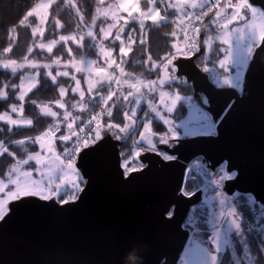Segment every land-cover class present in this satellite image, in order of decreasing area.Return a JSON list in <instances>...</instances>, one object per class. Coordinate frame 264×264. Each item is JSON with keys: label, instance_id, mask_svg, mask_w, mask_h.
<instances>
[{"label": "snow or ice", "instance_id": "snow-or-ice-1", "mask_svg": "<svg viewBox=\"0 0 264 264\" xmlns=\"http://www.w3.org/2000/svg\"><path fill=\"white\" fill-rule=\"evenodd\" d=\"M58 0H48L37 6L38 9L49 10L53 3ZM68 8H75L79 21L76 25L77 33L72 35H60L58 40L53 39L48 43L43 41L35 44L28 53L33 51H45L53 53L54 49L61 43H74L78 47L82 46L81 41L84 35L96 39V20L93 19L92 25H87L80 8L73 3V0H59ZM103 3V0H101ZM147 9L141 7V0H122L118 6L109 8L112 11V20L116 23L108 24L107 28L99 27V33L102 34L97 47L100 55L104 58V65L95 69L97 80L95 83L91 79L81 77L77 78L71 75V70L76 73L88 72L91 75V66L97 64V60H89V69H82L79 65L83 60L77 61L72 47L65 49V54L69 57L67 61H63L62 57L53 59L55 63L41 64L36 60L31 62L18 63L13 59L11 63L0 61V70H4L7 76L13 79H19L20 84H14L11 80H0V105H5L12 99L15 103L8 104L7 107L0 108V124L4 127L11 126L19 128L22 126H33V119H25L23 112L25 101L28 100L29 94L36 90L39 85L40 73L37 72L34 77H29L30 86L24 88L25 78L20 75L21 70L25 67L36 69H47L45 79L51 80L53 85H58L57 77L68 78L73 81L75 86L68 87L59 86L58 95L60 99L54 101L58 109H66L64 97L66 93H71L73 101L70 104L71 109H78L81 113L87 112L88 119L83 120L81 116H74L71 111L65 110L62 113L53 110L47 104H38L37 100L31 99L32 106L39 109L43 117H47L53 121L49 124L45 131L35 137L27 139H19L5 143L0 141V158L5 156L11 159L12 166L8 169L7 182L0 180V193L5 194L4 198H0V221H3L8 215L9 201L21 200L25 197H37L43 201L55 200L56 202L67 205L74 203L80 198L83 192L82 185L86 186V174L77 167V160L82 158L81 154L87 155V150L98 146L107 138H113L116 141H123L130 132H137L139 140L134 141L135 149L132 159H124L122 167L124 175H130L133 172L142 170L146 165L140 162L139 158L143 153H154L162 157L163 161H173L176 159L174 154L161 150L160 145L168 148H175L180 140L187 137L212 136L215 135L217 127L216 119L211 114V98L207 93H201L198 97L193 95H185L181 92V87H187L191 81L184 71V66L177 63L179 58L197 57L200 63L196 65L210 81L213 90H223L225 86L229 89L241 88L242 74L246 73L252 60L257 54V49L264 51V25L259 29L254 21L257 17L264 20V0H177L171 3L170 0H146ZM114 7H118L127 16L123 17L125 26L119 27L113 33V29L117 27V23L121 17L117 16L113 11ZM191 9V10H189ZM178 14V27L183 33V46L173 42L169 45V51L162 56L153 59L148 54L145 71L139 76L126 73L125 67L128 62L122 59L128 56L132 51V45L136 42L137 28L127 29V25L136 24L140 32L149 26H161L172 21L168 18V13ZM29 13H31L29 15ZM135 13V15L133 14ZM105 12V16H107ZM251 14L252 22H249L248 16ZM39 15L37 9H29L21 17L27 18V23L17 24L16 27H25L31 30L32 36L38 33L44 35L43 27H33L32 19ZM46 15H39V25H44ZM234 24L240 26H233ZM55 25L60 27V21L57 19ZM232 26V27H230ZM87 28L84 35L79 32ZM201 33L204 38L200 39ZM125 34L127 44L125 43ZM177 33L173 31L171 37L175 38ZM233 40L235 43H233ZM214 41H218V47H213ZM119 42V53L121 54L120 62L114 56V48L108 45H115ZM143 43V40L140 41ZM50 45V47H47ZM227 45V47H223ZM202 48L204 52L202 53ZM13 45L9 43L3 53H11ZM211 62L213 67H209ZM54 66L59 69L61 66L64 70H56L53 74ZM115 66V67H113ZM111 69V71H108ZM217 69L222 71H217ZM119 70V75H117ZM82 80L87 84V92L92 97V102L102 109V114L93 115L85 100V90L81 87ZM120 86L119 93L113 91L112 85ZM124 85H127L128 91L125 93ZM105 86L106 89H105ZM143 89V90H142ZM107 91V95L103 92ZM11 93V95H10ZM78 95V99L76 96ZM112 102V106L104 108ZM116 106L123 107L121 112V122L112 120ZM179 106H186L188 116L186 122L176 124L172 118L174 112ZM146 108V110H145ZM143 112V115L140 113ZM17 114H20L19 118ZM104 116L109 122H102ZM79 121V123H77ZM162 124L164 130L156 133L153 130V123ZM143 131H139V128ZM66 131L62 130L65 129ZM183 128V133L180 129ZM37 147V151L29 152L24 147V155L26 158H20L17 152L12 151L15 147L26 146L28 143ZM56 142H59L63 148L62 152H57ZM46 155L41 154V152ZM50 154V155H47ZM126 155V154H124ZM63 157V158H62ZM133 160L136 163L133 165ZM30 162H35L34 171L39 174V179L33 178V171L23 170L24 166H28ZM59 170V183L56 182V171ZM202 171V174L209 173L208 166L204 165L200 159L194 158L187 167V172ZM215 178L210 181L215 186V196L220 207V211H208L205 218L201 219L196 215L197 207L193 206L187 217L186 223L193 229L195 234L200 232L199 223L208 226V244L215 245V254L208 247H203L202 242L193 239L191 251L197 257L196 264H220L219 254L224 252L225 248H233L230 239L233 232L238 236L243 258H236L235 249L232 252L234 264H253L250 256L249 242L242 228L243 217L238 212L237 207L228 204L230 199L223 191L225 182L230 181L237 175L236 172H230L228 162L224 161L218 165H213ZM189 180L195 177L189 175ZM7 190V191H6ZM199 191V185H196L193 191L188 190L187 182H184L179 189L181 196L193 197ZM249 206L256 204L252 195L247 196ZM205 205L211 207L209 198H205L203 204L200 205L201 214ZM166 216L171 219L172 210H166ZM258 221L264 220V205H261ZM251 231V228H249ZM259 231L264 233V228ZM132 248H129L130 251ZM139 256V253H138ZM264 258V239L260 240L257 246V262ZM185 264H188L185 261Z\"/></svg>", "mask_w": 264, "mask_h": 264}, {"label": "water", "instance_id": "water-1", "mask_svg": "<svg viewBox=\"0 0 264 264\" xmlns=\"http://www.w3.org/2000/svg\"><path fill=\"white\" fill-rule=\"evenodd\" d=\"M200 55L177 63L194 91L210 96L216 134L181 139L175 148L160 145L176 156L170 162L143 153L137 159L146 166L130 175L123 174L124 141L107 138L87 150L77 160L87 184L76 202L9 201L10 211L0 221V264H131L130 255L139 258L137 264H196L184 223L205 192L189 198L179 189L187 164L197 157L210 172L227 161L237 175L224 191L252 195L264 205V51L257 49L235 90H213L196 67ZM166 210L173 211L171 219Z\"/></svg>", "mask_w": 264, "mask_h": 264}, {"label": "trees", "instance_id": "trees-1", "mask_svg": "<svg viewBox=\"0 0 264 264\" xmlns=\"http://www.w3.org/2000/svg\"><path fill=\"white\" fill-rule=\"evenodd\" d=\"M39 0H0V61H5L6 63H11L13 59H16L17 62L21 63L24 59L28 60H36L39 63H55L53 59L56 57H62L63 61H67L69 57L65 54V49L67 47H72L75 53V58L77 60L92 57L96 58L97 53L96 49L94 48V43L91 42L95 39L88 37L84 40L83 47H78L74 43L63 44L61 43L58 47L54 49V52L49 54L46 51H33L31 54L28 52L31 51L33 47L34 39L31 34V30L25 27H16L17 24H22L21 17L26 13L27 10L31 9ZM73 3L77 5L82 15L84 16V21L87 25H92V21L95 18V4L96 0H73ZM142 5L145 6V3L142 2ZM168 18L172 21L171 23H166L161 26H149L146 27L142 34V38L139 40L138 35L136 37L135 44L132 45V51L128 56H123L122 59L127 61L126 65H122L125 67L126 73H131L135 76H139L140 74L147 75L145 71L146 61L148 54H151L153 59H156L158 56H162L165 52L169 51V45L173 42L177 43L180 38L177 25L179 23L178 16L173 14L172 12L168 13ZM60 21V27L55 25L56 20ZM79 21V17L76 15L75 8H68L65 6L63 2L53 3L48 18L46 21V28L44 32V36H42V40L44 39L46 42L48 40L55 39L58 35H72L77 33L76 25ZM104 23V20L101 21ZM86 28H83L80 32L86 31ZM98 26L95 27V32H97ZM175 31L177 36L175 38L171 37V33ZM79 32V34H80ZM126 35V34H125ZM99 35H96L98 37ZM143 40V43L140 41ZM11 43L13 45V50L11 53H3V49L6 50V47ZM69 45V46H68ZM119 42L115 45H108V47L114 48V56L117 58L118 63L121 59V54L119 53ZM220 46L219 44H215V47ZM196 63L199 64L200 60H196ZM209 67H213L211 62L208 63ZM56 70H64L61 66L59 69H56L54 66L53 74H55ZM48 70L47 69H30L24 68L21 70L20 75L23 72H29L32 74H36L37 72L40 73L39 76V87L34 90L32 93L29 94L28 100H26L25 108L23 112V117L27 119H33L34 124L33 126H23L19 128H12L10 130V126L4 127L0 124V141H4L5 143L9 141L19 140V139H27L28 137H35L43 132L47 126L53 121L47 117H43L39 109L31 105L30 100L35 99L37 100L38 104H47L53 108V110L63 112L65 110L71 111L74 116L79 115L83 120L88 119V113L84 112L81 113L78 109H71L70 104L73 101V97L71 93H66V96L63 98L66 103V109H58L54 101L56 99H60L58 95V88L59 86L68 87L71 85L72 87L75 86L73 81H70L68 78L64 77H57L59 84L53 85L50 78L45 79V74ZM71 75H76L78 77H83V74L74 73L71 70ZM0 80H11L12 83L19 85V79H13L11 76H7L4 70H0ZM83 82V80H82ZM106 87V86H105ZM143 90V89H142ZM182 94L189 95V92L186 87H181ZM86 96L90 97L87 91H85ZM11 95V93H10ZM78 99V95L76 96ZM90 100V99H89ZM86 102L88 103L89 109L93 114H100L96 113L97 111V104L93 103L91 100ZM15 100L10 99L7 104L0 105V108L7 107L8 104L15 103ZM109 106H112L111 101L108 105H105V109ZM123 107L116 106L115 113L112 118L114 122H121V112L123 111ZM186 113L185 106H179L177 110L174 112L176 117H182ZM102 122H109L108 118L104 116ZM79 123V121H77ZM153 130L155 132H162L164 127L162 124L153 123L152 125ZM66 131L65 129H62ZM130 137L125 138L124 143L121 147L120 153L123 159L128 158L132 155V148L129 142ZM138 141V140H137ZM24 147L28 148L29 152L37 151V147L31 145L29 142L26 146L15 147L12 151L17 152L20 158H26L24 155ZM63 146L56 142V149L58 152H62ZM43 152V151H42ZM126 154V155H124ZM50 155V154H48ZM63 158V157H62ZM12 161L9 157L5 156L0 158V180L7 179L8 169L12 166ZM136 163V162H135ZM24 166V167H29ZM203 171V170H202ZM207 177L210 179L215 178V176L211 174H207ZM188 190L192 191L194 189V184L187 182ZM210 187L215 192V186L210 183ZM224 190V189H223ZM247 196L243 194L233 193L230 194L229 197L231 199V203L237 207L239 213H241L243 220H242V228L244 229L245 235L249 242V250L250 256L253 261V264L257 262V246L260 243L261 239H264V233L259 231L260 228H264V220L258 221L257 217L260 214L261 206L256 203L254 205L249 206L247 203ZM207 225L200 224L202 229H205ZM251 228V231H249ZM238 238V237H237ZM234 237V234L231 235L230 239L233 243V248H225L224 252L219 255L220 264H234V259L232 257V252L235 249L236 251V258H243V253L241 250V245L238 239ZM207 240V239H206ZM258 264H264V258H261L258 261Z\"/></svg>", "mask_w": 264, "mask_h": 264}, {"label": "rangeland", "instance_id": "rangeland-1", "mask_svg": "<svg viewBox=\"0 0 264 264\" xmlns=\"http://www.w3.org/2000/svg\"><path fill=\"white\" fill-rule=\"evenodd\" d=\"M46 2H48V0H39V1H38V2H37V3H36L31 9H33V12L36 11V9H37L39 15H46L47 18H48V14H49L50 9L47 10V12L45 13V10H43V9H38V8H37L38 5H40V4H42V3H46ZM121 2H122V0H103V3H101V0H96V4H95V20H96V25L98 26V30H97V32H96V35H99V36L96 37V39H95L94 41H92V40H91L92 37H90V40H91V42L94 43V48L96 49L97 57H96V58L86 57V58H82V59H79V60L76 59L77 61L83 60V63L79 65L82 69H89V65H88V61H89V60H93V59L97 60V64L91 66V75H90V76H89L88 72L77 73V74H83V77L88 78V79H91V80L93 81V83H95V81H96L97 78H98L97 75H96L95 69H96L97 67H100V66H105V67H107L106 65H104V58L100 55L99 48L97 47V45L99 44L100 40L102 39V34L99 33V27L107 28L108 24H110V23H116V22L113 21L112 18H111L113 12H112V11H109V8H110V7H113V6H118ZM142 2L145 3V6L142 5ZM170 2H171V3H176L177 0H170ZM141 7L144 8L145 10L147 9L148 5L146 4V0H141ZM189 10H191V9H189ZM113 11L116 12L117 16L121 17V19H119V21H118V23H117V27H116L115 29H113V33H115V32L118 30L119 27L125 26V23H124V19H123V17H126L127 14L124 13V12H122L118 7H114V8H113ZM105 12L108 13L107 16H105ZM30 14H31V13H29V15H30ZM133 14L135 15V13H133ZM39 15H37L36 17H34V18L32 19L33 27H37V26H39V27H43V28L45 29V28H46V21H47V18H46V20H45V24H44V25H39ZM176 15L178 16V14H176ZM102 20H104V23H101ZM248 20H249V22H252L251 14H249V16H248ZM25 23H27V18H26V17L22 20V24H25ZM92 23H93V21H92ZM254 23H255V25L257 26V29H259V27H260L261 25H264V20H261L259 17H257V18L255 19ZM233 26H240V25H236V24H234ZM126 27H127L128 30H131V28H134V27L137 28V34H136V37H137V35H138V39H139V40L142 38V34H141V32L139 31V29H138V25H136V24H129V25H127ZM230 27H232V26H230ZM86 29H87V28H86ZM93 30H94V32H95V28H94ZM86 31H87V30H86ZM86 31H84V32H83V31L80 32L79 35H84V33H85ZM43 36H44V35H43ZM59 36H60V35H58V37H56L55 39L58 40ZM87 38H88V36L84 35V39L81 41V45H82L81 47H83L84 40L87 39ZM33 39H34L33 47H34L35 44H38V43L41 42V41H43V42H45V43H48L49 41H51V40H48V41L46 42L44 39L42 40V36H40L39 33H38L35 37H33ZM52 40H53V39H52ZM125 43L127 44V38H126V35H125ZM233 43H235L234 40H233ZM215 44H219V42H218V41H214V43H213V47L215 46ZM68 46H69V45H68ZM47 47H50V45H47ZM223 47H227V45H223ZM45 51H46V50H45ZM4 62H5V61H4ZM24 62H31V61H30V60L27 61L26 59H24L23 61H21V63H24ZM117 62H118V61H117ZM18 63H19V62H18ZM41 64H42V63H41ZM43 64H44V63H43ZM113 67H115V66H113ZM25 68H27V67H25ZM30 69H31V68H30ZM72 71H73L74 73H76L74 69H72ZM108 71H111V69H108ZM217 71H222V70L217 69ZM35 75H36V74H32V73H29V72H23L22 76L25 78V80H24V88H25V89H27V88L30 86V83H31V81H30L28 78H29V77H34ZM117 75H119V70H117ZM75 76H76V75H75ZM242 77H243V74H242ZM78 79H80V77H78ZM19 84H20V80H19ZM81 87H82L85 91H87V84L84 83V81L82 82ZM106 87H107V86H106ZM106 87H105V89H106ZM112 88H113V91H116L117 93H119L120 86H118V85H116V84H113V85H112ZM124 91H125V93L128 91L127 85H124ZM103 94H104V95H107V91L105 90V91L103 92ZM89 99L92 101V97H88V96L85 95V100L88 101ZM90 100H89V101H90ZM97 100H98V99H97ZM111 103H112V102H111ZM104 107H105V105H104ZM145 110H146V108H145ZM185 111H186V113H185L182 117H180V118H179V117H176V116H177L176 114H175V115L173 114L172 118L175 120L176 124L179 125V124H182V123L186 122V119H187V116H188V109H187L186 106H185ZM100 112H101V113H100ZM96 113H100V114H102V109H101L100 107H97V111H96ZM140 115H143V112H141ZM19 116H20V114H17V117H16V118H19ZM24 118H25V117H24ZM25 119H27V118H25ZM10 127H11V126H10ZM22 127H23V126H22ZM139 131H143V128H142V127L139 128ZM180 131H181V133H183V128H181ZM133 133H134V132H130V134L127 136V137H130L129 142H130V144H131V148L133 149V150H132V155L129 156L127 159H132V156H133V154H134V149H135L134 141L139 140V135H136L135 137H133V136H134ZM156 133H158V132H156ZM127 137H126V138H127ZM187 138H189V137H187ZM182 139H184V138L182 137ZM57 152H58V150H57ZM41 154H42V156H43V155H46V153H44V152H41ZM47 155H48V154H47ZM123 161H124V159H123ZM123 161H122V164H123ZM134 164H135V162H134V160H133V165H134ZM29 165H31V166H29V167H24L23 170L33 171V178H34V179H39V178H40V177H39V174L36 173V172L34 171V169H35L36 167H38V166L35 165V162H30ZM55 175H56V177H57L56 182L59 183V180H58V177H59V175H60L59 170L56 171ZM3 180H4L5 182H7V179H3ZM6 191H7V190H6ZM223 191H224V190H223ZM224 192H225V191H224ZM225 194H226V192H225ZM4 195H5V194L0 193V198H4ZM226 195L228 196V194H226ZM228 197H229V196H228ZM215 201H216V200H215ZM217 204H218V203H214V204H213V205H214V211L219 212V211H220V207H219ZM228 204H232V203H231V199L228 201V203H226V205H225V210L227 209ZM232 205H233V204H232ZM233 206H234V205H233ZM206 212H207L206 209L203 208V214H204V215H202V214H201V210H200V206H198V207H197L196 215H197V216L201 219V221H202V220L205 218V216H206ZM200 224H202V222L198 224V227H199L200 229H202V228L200 227ZM190 228H191V227H190ZM205 229H207L208 231L204 233V238L208 240V233L210 232V229H209L207 226H206ZM233 234H234V237H235V238L238 237V236L235 235L234 232H233ZM237 239H238V241H239L240 238L238 237ZM232 244H233V243H232ZM212 246H213V248L215 249V245H212ZM224 250H225V249H224ZM219 255H220V254H219Z\"/></svg>", "mask_w": 264, "mask_h": 264}, {"label": "flooded vegetation", "instance_id": "flooded-vegetation-1", "mask_svg": "<svg viewBox=\"0 0 264 264\" xmlns=\"http://www.w3.org/2000/svg\"><path fill=\"white\" fill-rule=\"evenodd\" d=\"M197 60V59H196ZM196 60H195V62H196ZM197 64V63H196ZM184 71L187 73V71L184 69ZM202 71V70H201ZM208 75V74H207ZM183 87V86H182ZM187 90H188V92H189V95H193V96H195V97H198L201 93H199V92H195L194 91V89H193V86H192V84L190 83L187 87ZM161 146H163V147H165V148H167V146H165V145H161ZM209 174H211V175H213L214 176V171L213 172H210L209 171ZM228 182L229 181H226L225 182V186H224V188L225 187H227L228 188ZM83 186V185H82ZM214 190V189H213ZM212 190V191H213ZM212 191H208V192H205V194H203V195H201V197H200V201H198L197 202V204H195L194 206H196V207H198V206H200L201 204H203V201H204V199L205 198H209L210 199V201H211V207H209L208 205H205L204 206V208L206 209V211L208 212V211H214V203H218L217 202V200L215 201V199L213 198L214 196H215V192H213L212 193ZM233 193H236V192H230V193H226V194H228V196L230 195V194H233ZM218 205V204H217ZM219 206V205H218ZM193 207V206H192ZM191 207V208H192ZM191 210V209H190ZM207 212H206V214H207ZM189 214H190V212H189ZM188 214V215H189ZM188 215H187V217H188ZM187 217H186V219H185V223H184V227L185 228H187L188 230H190V238H189V240H193L194 238L195 239H197V240H199V241H201L202 242V244L203 245H205V246H207L211 251H215V249L213 248V246L211 245H209L208 244V240H206L205 238H204V233L205 232H207L208 230L207 229H201V231L200 232H198V233H196L195 234V237H194V233H193V229L192 228H190V226L186 223V221H187ZM208 227V226H207ZM180 262V261H179ZM161 264H167V263H161Z\"/></svg>", "mask_w": 264, "mask_h": 264}, {"label": "built area", "instance_id": "built-area-1", "mask_svg": "<svg viewBox=\"0 0 264 264\" xmlns=\"http://www.w3.org/2000/svg\"><path fill=\"white\" fill-rule=\"evenodd\" d=\"M177 29H178V32H179V35H180V38L177 41V44L183 46V43H184L183 33L181 32V30H180L179 27H177ZM93 115H97V114H93ZM133 134H134L133 137H135L136 135H138L137 132H134ZM189 164H187V167H188ZM187 167H186V170H185L184 182L193 183L194 184V189H195L196 185H199V191L208 192V191H212L213 190V188L210 187V179L207 177V175L202 174V170L201 171H193L192 173H188L187 172ZM189 175L194 176L195 179L194 180L187 179V177Z\"/></svg>", "mask_w": 264, "mask_h": 264}, {"label": "clouds", "instance_id": "clouds-1", "mask_svg": "<svg viewBox=\"0 0 264 264\" xmlns=\"http://www.w3.org/2000/svg\"><path fill=\"white\" fill-rule=\"evenodd\" d=\"M128 259H129V261H131V264H137L139 258L138 257H135L133 255H130L128 257Z\"/></svg>", "mask_w": 264, "mask_h": 264}]
</instances>
